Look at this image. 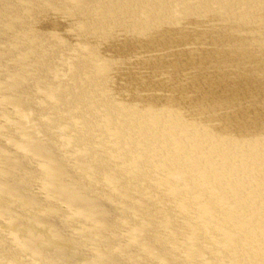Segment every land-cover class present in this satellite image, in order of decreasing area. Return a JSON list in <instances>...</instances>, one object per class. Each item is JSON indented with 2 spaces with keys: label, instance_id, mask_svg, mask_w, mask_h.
<instances>
[{
  "label": "bare ground",
  "instance_id": "bare-ground-1",
  "mask_svg": "<svg viewBox=\"0 0 264 264\" xmlns=\"http://www.w3.org/2000/svg\"><path fill=\"white\" fill-rule=\"evenodd\" d=\"M147 1L148 0H75L76 2L75 4L77 5V9H79V11H81L80 8L83 7L86 11H89V13L92 14V16L95 17V15L96 16L98 15L101 18L103 17V19L99 20L100 24H97L96 22L94 24L95 25L94 27L96 29L101 30V31L99 30L97 34L95 33L96 39L99 41L97 44H95V46L97 47V49H99V51L96 52L97 55L95 54L94 55L96 59L100 61V63L99 61L97 62V65L94 68L96 72L95 74L93 73L92 75L95 76L97 75V76L92 77L91 86L88 85L89 83L87 84L91 88L83 90L86 93L87 99L94 100V102L96 103L95 106H97V109L95 110H99L100 112L99 114L100 121H102L103 119L102 116L106 120H108L105 122L109 124L106 125L108 126L109 129L102 128L100 129V131H98L99 128L97 127V125H94V127H96L97 130V133L93 132L95 137H98L103 141L97 143L98 150H100L99 152H106L104 154H108L112 158L125 161V163H127L129 167L136 165L139 166L140 167L139 169L141 170V171L139 170L140 171L139 174H141L140 176H142L143 178L145 175L146 176L147 174L149 175V173H158V175L160 174L161 180H163V183L166 184V186L167 184L169 185L170 191L172 192V194H174L175 198H177L178 196L179 198L183 199L180 200V205H179L180 210L185 214L190 212L189 213L190 216L191 213L194 212V207L192 206V202L194 203L198 198V196H196V193L197 191L200 190V187L202 189L204 188L203 190H205L202 192V195L200 197L201 198L204 197L206 203H208V201H212V202L214 201L215 199L214 196L218 195L215 191V189L217 188L216 190H218L221 193L219 195V197H221V199L218 200L219 202L222 203L223 201L227 200L226 197L229 199L227 204L218 206L217 210H215L216 212L215 214L219 215V217L222 218L220 219V224H221L220 227L222 226L223 228L228 229V230H224L227 233H232L229 231V228L230 229L233 228V233L236 232V230L239 231V233L237 234L238 238H242V236L246 237L245 241L241 240L240 242L235 241V239L233 238V240L231 241L236 243L233 244L231 249H228L230 248L229 247L230 243L228 242V240L227 239L222 240L221 238L219 242L221 243L220 248H222V250L225 253L221 252L217 255L218 257L217 260L219 261L218 264H227L229 260H226V258H229L234 264H244L243 263L244 257L245 256L250 257V254L253 253H255L256 255L257 253H260L259 256L264 258L263 245L261 246V244H259L258 241L253 242L254 240L250 239V236L251 238L254 237V234H248L250 232V229L248 230V228L250 227H248L247 222L242 223V221L239 220L242 214L244 216L248 212L250 213L249 215L251 216L252 214H256V216L253 218L254 220L252 219V223H251V225H253L254 227H258L257 223L261 225V223L263 224L264 221L263 220L264 204L263 205L258 204L259 199H261L262 202H264V0H150L153 2V6H154L153 11H151L150 13H148V11L144 12L143 13L144 16L142 15V17L139 18L140 22H138L137 24L136 22L134 23L135 15H139V12L145 9L144 4L147 3ZM176 2L179 3L177 4ZM110 4L114 5L112 10L108 8V5ZM15 6H16V2H15ZM74 13L75 16H77L76 10ZM112 13H114V15ZM110 60H113L114 62L113 61L111 62ZM107 62H109L110 65ZM113 81L115 82V84H118L117 88L119 90L116 92H110L107 89L108 87L105 86V84ZM100 87H102L103 89ZM73 90L75 89L74 88L67 89L66 92H68V96L72 95ZM83 99L86 100L85 97H83ZM51 106L53 105L51 104ZM76 114L78 113H75V116ZM87 117L88 116L84 117L85 121L86 119H88ZM76 120H80V119H76ZM86 126L87 125H85L84 127L86 128ZM60 128H62V125ZM37 129L39 128L37 127ZM79 129L81 128L79 127ZM87 129L88 131L92 130L89 128ZM74 131L76 133V130ZM86 135L88 136L89 134L87 133ZM76 139L78 141L73 140L72 142L76 144L80 143L79 138L76 137ZM82 142L84 143V141ZM58 145H59V141H58ZM37 146L39 150L36 148V151L39 153L41 151L40 149L41 145L37 144ZM124 147L128 149L125 150ZM68 153L66 154L68 155ZM39 157H42V155H39ZM99 158L100 159H97V161L95 160L96 163L93 162V166H97V167L100 166L103 168V165L101 164L102 163L101 157ZM58 162L60 163L59 160ZM39 164L37 163L38 165L37 169L39 168ZM35 165L36 163H34V166ZM50 165L49 164L44 165L45 166L44 169L47 170L46 172H48V170H51L54 173L55 167ZM58 168L60 169V167ZM43 173L44 172H42V174ZM42 174L40 176H42ZM175 176H177V178H174ZM87 178L88 177H86V179ZM100 178L102 179L101 176ZM35 179L37 178L35 177ZM35 179L33 180L35 181ZM122 179H119L118 183L120 185L122 184L123 187L124 185L128 186L126 181ZM34 181L33 183L35 184ZM95 181L98 180L95 179ZM45 182L43 183L44 185H40V186L49 187L51 191L55 190L56 191L55 194L57 193L56 194L57 197L59 196L62 198H67L65 196L63 197L62 193L63 194L67 193L69 195V192H71V191H67V189L65 188V185L71 188L69 184L60 183V182L58 184H55L54 182L52 183V181L51 183L49 182V184L48 183L46 184ZM240 182H244V187L242 185L243 188L240 186ZM24 183H26V181ZM71 185L73 187V184ZM142 187L144 186L140 184L139 188ZM221 187H224V191ZM0 188L1 189L5 188L6 190L12 192L17 191L15 184H12V187L4 186V184H2L0 185ZM12 188L14 189V191ZM30 188H32V186ZM139 188L137 189L139 190ZM131 189L129 188V190ZM237 189L238 192L236 191ZM77 192L79 191L77 190ZM208 192L209 194L210 192L213 193L209 195ZM93 195L91 194V196ZM127 195L129 196V194ZM131 195L133 196V194ZM43 197H45V195ZM1 198H3V196H1ZM73 199H79V197L76 198L74 196ZM81 199H83L82 196ZM94 200H96V197ZM133 200L130 199L131 202ZM186 200L187 203L185 202ZM60 202L61 200L59 201V203ZM91 202L89 201V203L87 202L86 204L85 202L84 204L80 203L79 207H75V211L77 210L76 213L78 212L77 214L79 215V212L82 209H84L81 207H86L90 209L89 207H92V204L94 203L93 202L91 204ZM47 203L50 202L47 201ZM217 205L218 204H216V206ZM235 209L237 210V212H239L237 213L238 218H235L236 217L234 213ZM45 212L47 213V211ZM47 216L49 217L48 214ZM257 217H260L261 220L260 218L257 220ZM242 218L243 217H241V219ZM193 220L194 223L195 222L196 223L201 222V224L204 223L203 224L204 228H201L203 231L204 229L207 228L209 229L210 227L213 228L212 223L215 224V218L210 219V215L205 216V218H200L198 216L193 215ZM77 223L79 224V222ZM103 224H107V222L106 223L104 222ZM106 226L107 225H105L104 227ZM55 227H57V225ZM107 227H109V225ZM244 228H246L247 231H243ZM253 229L255 230V228ZM91 230L90 232H92ZM212 230L215 232L217 229L214 228ZM220 231L221 232L223 231L222 228L220 229ZM163 232L166 231L163 230ZM216 232L217 234H219L218 230ZM146 236H145V241L148 242L150 246L151 238H148ZM203 238L206 239V242H204L205 241L204 240L203 243H201V245L204 248V243H208L209 238L206 237ZM30 241L32 242V240ZM159 241L161 243V241L163 240H161V238H155L154 242L157 243ZM216 241L217 240H214V238H212V245H215V247H217V245L219 244L218 241L217 242ZM197 244L199 243L195 241V245ZM42 245H44V243ZM119 246H117V248ZM13 248L15 247H12V249ZM146 248H148V246ZM149 251H145L147 252V255H149L148 254ZM139 254L141 256V253ZM215 254H217V252ZM154 255L155 254H153V256ZM220 255L222 256L219 257ZM65 256L66 255L57 252L56 254H52L51 256L47 257L46 259H48V261H50L51 263L53 262L56 264H68V262H66L67 258H65ZM24 258L26 257L23 256V259ZM247 261L249 262L248 264H252L250 260ZM263 261L264 259L261 260L260 258L259 262H263ZM125 263L128 262L126 261ZM139 264H141V262H139Z\"/></svg>",
  "mask_w": 264,
  "mask_h": 264
},
{
  "label": "rangeland",
  "instance_id": "rangeland-1",
  "mask_svg": "<svg viewBox=\"0 0 264 264\" xmlns=\"http://www.w3.org/2000/svg\"><path fill=\"white\" fill-rule=\"evenodd\" d=\"M75 3V0H0V185L4 184V186L12 187V184H15L17 188L16 192L6 190L5 188H0V198L1 196H3V198H1L2 200L0 199V264H56L53 262L51 263L46 258L51 256L52 254H56L57 252L66 255L65 258H67L66 262H68V264H139V262H141V264H218L219 261L217 260V255L221 252L225 253L222 248H220L221 243L219 242L221 238L222 240L227 239L230 243V248L228 249H231L233 244L236 243L231 241L233 240V238L237 242H240L241 240L245 241L246 238L243 236L242 238H238L237 234L239 233V231L236 230V232L233 233V228H229V231L232 233H227L224 230L228 229L223 228L222 226L220 227V219L222 218H220L219 215L215 214V210H217L218 206L228 203L229 199L227 197V200L223 201L222 203L219 202L218 200L221 199L219 195L221 193L216 190V188L215 191L218 195H213L215 197L213 202L208 201V203H206L204 197H200L202 195V192L205 190H203L204 188L202 189L200 187V190L196 193V196H198V198L194 203L192 202L194 212L191 213L190 216V212L185 214L180 210V200L183 199L179 198L177 195L176 196L178 199L175 198L174 194H172V192L170 191L169 185L167 184L166 186V184L163 183V180H161L160 174L158 175V173H149V175L147 174V176L145 175L143 178L142 176H140L141 174H139L141 171L139 169V166L136 165L129 167L127 163H125V161L112 158L108 154H104L106 152H99L100 150H98L97 143L103 141L100 138L95 137L94 133H97V130L94 125H97V127L99 128L98 131H100V129L102 128L109 129L108 126H106L109 124L105 122L108 120H106L102 116L103 119L102 121H100V112L99 110H95L97 109V106H95L96 103L94 102V100L87 99L86 93L83 90L91 88L89 87L92 85L91 79L93 76H97L92 74H95L96 71L94 70V68L99 61L95 57V55H97L96 52L99 51L95 44L99 42L96 39V34L100 29H96L94 27V24L95 22L97 24H100L99 20L103 19V17L101 18L98 15H95V17L92 16V14H90L89 11H86L83 7L80 8L81 11H79ZM176 3L178 4L179 2ZM144 5L145 9L143 11H140L139 15H135L134 17V23L136 22V24L140 22L139 18L142 17L144 12L148 11V13H150L154 9L153 2L150 0H148ZM113 7V4L108 5V8L110 10H112ZM75 10L77 12V16H75ZM112 14L114 15V13ZM110 61L112 62L113 60ZM107 63L109 64V62ZM113 82L105 84L110 92H116L119 90L117 88L118 84H115V82ZM68 88L75 89L73 90L74 93L72 92V95L70 96H68V92H66ZM83 97H85L86 100L83 99ZM51 104L53 106H51ZM75 113H78L76 114V116L78 115L77 117L75 116ZM85 116H88V119H86V121L84 118ZM61 125L62 128H60ZM85 125H87L86 128L84 127ZM37 127L39 129H37ZM79 127L81 129H79ZM87 128L92 130L88 131ZM74 130H76V133ZM83 130L87 132H84ZM87 133L89 134L88 136L86 135ZM76 137H78L80 140V143L78 144L72 142L73 140H77ZM57 140L59 141V145ZM82 141H84V143ZM36 143L41 145V151L39 153L36 151V148L38 149ZM69 144L71 145V147ZM127 149L125 148V150ZM59 152L62 153L60 154ZM66 153H68V155ZM39 155H42V157H39ZM99 157H101V164L103 165V168L100 166H93V162H95V160L97 161V159H100ZM58 160L60 161V163L58 162ZM34 163H36L35 166ZM37 163H40L38 169ZM46 164H51L53 167H55V172L53 173L51 170H48V172H46L47 170L44 169V165ZM58 167H60V169ZM33 172H35L36 174ZM42 172L44 173L42 174ZM29 173H31L32 175ZM41 174L42 176H40ZM100 176L102 177V179L100 178ZM35 177L37 179H35ZM86 177L88 178L86 179ZM174 178H177V176H175ZM33 179H35V181ZM95 179L98 181H95ZM119 179L126 181L128 186L124 185L123 187L122 184L120 185L118 183ZM14 180L16 183L14 182ZM25 181L27 184L24 183ZM33 181L35 182V184L33 183ZM51 181L55 184H58L60 182L69 184L71 186V188H69L65 185L67 191H71L69 192V195L67 193H62L63 197L65 196L67 198H62L59 196L57 197V193L55 194V190H52V192L49 187L40 186L44 185V182L46 184H49V182L51 183ZM71 184H73V187ZM140 184L145 188H139ZM242 185L244 187V182H240L241 187ZM20 186H22L23 188ZM31 186L32 188H30ZM129 188L132 189L129 190ZM137 188H139V190ZM221 188L224 191V187ZM77 190L79 192H77ZM236 191L238 192V189ZM212 193L213 192H210V194ZM91 194L94 195L91 196ZM127 194H129V196ZM131 194H133V196ZM44 195L45 197H43ZM40 196L43 198H41ZM74 196L76 198L79 197V199H73ZM81 196L83 197V199H81ZM95 197L96 200H94ZM80 199L83 200L85 204L87 202L89 203V201H92L91 204L93 202L94 203L92 204V207H89L90 209L81 207L84 209H82L78 215V212L76 213L77 210L75 211V207H79L80 203L84 204V202ZM130 199L134 200L131 202ZM60 200L61 202L59 203ZM37 201L40 202L38 203ZM47 201H49L50 203H47ZM185 202L187 203V200ZM258 202L259 205L264 204L261 199H259ZM61 203L64 204L62 205ZM216 204L218 205L216 206ZM73 209L75 212L73 211ZM45 211H47V213ZM234 213L236 215L235 218H238L237 213L239 212H237V210L235 209ZM47 214L50 218L47 216ZM249 214L250 213L248 212L244 216L242 214L241 217L243 218L241 219L240 217L239 220H241L242 223L247 222L248 227H250L248 228V230L250 229V232L248 234H254V237L251 238L250 236V239L254 240L253 242L258 241L259 244H261V246L263 245L264 247V221L263 224L261 223L260 225L257 223L258 227H254L253 225H251V223L256 214H252V216ZM193 215L200 218H205V216L210 215V219L215 218V224L212 223L213 228L210 227L209 229L207 228L203 231L201 228H204V223L201 224V222H198L197 220L196 221L198 223H194ZM85 216L87 219L85 218ZM259 218L260 217H257V220ZM77 222H79V224ZM104 222H107V224H103ZM89 223L93 224L94 226L90 225ZM56 225L57 227H55ZM105 225H109V227H104ZM103 227L106 229H104ZM214 228L218 230L219 234H217V230L215 232L212 230ZM221 228L223 230L222 232L220 231ZM253 228H255V230ZM90 230L92 232H90ZM163 230L166 232H163ZM81 231L84 232L82 233ZM243 231H247L246 228H244ZM111 234L113 235V237ZM144 235H147L146 237L151 238L150 246L148 242L145 241ZM138 237H140L141 239ZM203 237L209 238L208 243H204V248L201 243H203L204 240V242H206V239H204ZM16 238L18 241L16 240ZM155 238H161V240L163 241H161V243L160 241L155 243ZM212 238L218 241L219 244L217 245V247H215V245H212ZM30 240H32V242ZM140 241L142 244L140 243ZM195 241H197L199 244L195 245ZM43 243L44 245H42ZM117 246L119 247L117 248ZM141 246L145 247L142 248ZM147 246L148 248H146ZM12 247L15 248L12 249ZM122 251L125 252L123 253ZM136 251L138 252V254ZM145 251H149V255H147V252ZM211 252H213L214 254L217 252V254L214 255ZM139 253H141V256ZM153 254L155 255L153 256ZM259 254L260 253H257L256 255L255 253H253L250 254V257L245 256L243 259V263L248 264L249 262L247 260H250L252 264H263L264 261H259L260 258L261 260L264 258L260 257ZM23 256L26 257L24 258L25 260L23 259ZM221 256L222 255H220L219 257ZM155 257L157 260L155 259ZM121 259L125 260L123 261ZM226 260H229L227 264H234L229 258H226ZM126 261L128 263H125ZM152 261H154L155 263Z\"/></svg>",
  "mask_w": 264,
  "mask_h": 264
}]
</instances>
